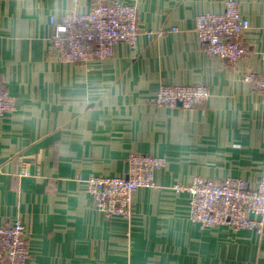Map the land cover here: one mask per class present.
Here are the masks:
<instances>
[{
  "label": "crops",
  "instance_id": "crops-1",
  "mask_svg": "<svg viewBox=\"0 0 264 264\" xmlns=\"http://www.w3.org/2000/svg\"><path fill=\"white\" fill-rule=\"evenodd\" d=\"M74 1L0 0V80L16 100L0 118V226L23 223L29 264H264V230L202 229L189 220V194L172 189L259 179L264 107L244 76L264 74V0H237L250 28L233 68L208 57L194 31L197 16L223 13L227 0H117L137 8L152 38L118 43L105 60L59 62L51 19L95 2ZM162 85H202L211 96L158 107L150 100ZM132 153L168 166L157 188L135 192L130 220L108 219L81 180L124 177ZM26 165L40 177L21 176Z\"/></svg>",
  "mask_w": 264,
  "mask_h": 264
},
{
  "label": "built area",
  "instance_id": "built-area-1",
  "mask_svg": "<svg viewBox=\"0 0 264 264\" xmlns=\"http://www.w3.org/2000/svg\"><path fill=\"white\" fill-rule=\"evenodd\" d=\"M138 20V10L133 5L117 0H95L86 13L74 9L60 21L51 19V50L59 62L70 64L111 58L118 43L134 46L142 34L152 38L151 32L140 31ZM249 28V20L242 14L238 1L227 0L223 13L197 16L194 31L208 57L218 58L225 66L233 68L248 54L244 35ZM244 81L259 91L264 107V74L248 72ZM210 96L209 89L202 85H162L150 103L158 107L191 109ZM15 109V98L0 80V118ZM127 162L124 177L91 176L81 180L95 208L108 219L130 220L135 192L157 188L155 174L168 166L164 157L139 153L130 154ZM20 175L40 177V172L33 174L26 165ZM172 189L177 194H189V220L202 229L229 228L234 232L258 234L264 230V165L254 184L231 177L220 182L195 178L186 185L175 184ZM30 255L23 223L16 220L1 225L0 264H29Z\"/></svg>",
  "mask_w": 264,
  "mask_h": 264
}]
</instances>
